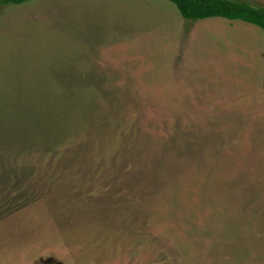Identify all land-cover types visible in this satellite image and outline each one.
I'll use <instances>...</instances> for the list:
<instances>
[{
    "label": "rangeland",
    "instance_id": "rangeland-1",
    "mask_svg": "<svg viewBox=\"0 0 264 264\" xmlns=\"http://www.w3.org/2000/svg\"><path fill=\"white\" fill-rule=\"evenodd\" d=\"M144 2L0 7V264H264V113L177 103Z\"/></svg>",
    "mask_w": 264,
    "mask_h": 264
},
{
    "label": "crops",
    "instance_id": "crops-1",
    "mask_svg": "<svg viewBox=\"0 0 264 264\" xmlns=\"http://www.w3.org/2000/svg\"><path fill=\"white\" fill-rule=\"evenodd\" d=\"M165 2L167 1L146 0L143 3L147 6L146 10H149L145 12V19H150L151 30L138 32H140V37L155 35L152 38H160L162 43L158 41L154 44V50L163 49L164 51L166 49L168 51L170 74H172L168 83L177 89L175 90L177 91L176 102L182 100L178 97L181 92L188 95L193 93L197 101L203 103L196 107L199 110L207 112L210 110L212 113L214 111L264 113V28L244 20H232L220 16L188 20L177 7L182 16L180 18L173 11L176 9L171 3L167 2L169 7L164 4ZM156 21L169 23L170 30L163 31L161 37L152 29L154 28L152 23ZM185 23H190V27L194 29L189 38L190 44L192 42L190 49V45L183 48L180 38L177 37L178 32L183 31ZM160 24L157 23V26H162L163 29V25ZM179 53L181 58H178ZM244 59L250 61L251 77L248 80H246L248 71L244 73ZM178 60H181V64H178ZM238 70H242L243 74L237 73ZM120 71L124 73L122 69L118 73ZM95 72L100 75L99 77L112 75ZM105 80L108 79L105 78ZM170 92L171 95L175 94L174 91L168 89V96L162 95L161 99L164 103L171 100ZM208 94H210L209 98ZM211 94L216 97L212 99ZM222 94L225 96L222 97ZM222 101L229 102L225 105L226 111ZM235 102H237V108Z\"/></svg>",
    "mask_w": 264,
    "mask_h": 264
},
{
    "label": "trees",
    "instance_id": "trees-1",
    "mask_svg": "<svg viewBox=\"0 0 264 264\" xmlns=\"http://www.w3.org/2000/svg\"><path fill=\"white\" fill-rule=\"evenodd\" d=\"M30 0H0L3 5H20ZM179 8L188 20H200L210 17H226L232 20H244L264 28V6L248 1L236 0H170Z\"/></svg>",
    "mask_w": 264,
    "mask_h": 264
}]
</instances>
